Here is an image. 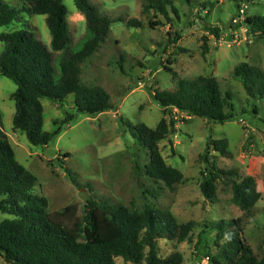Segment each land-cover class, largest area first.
Instances as JSON below:
<instances>
[{"label": "rangeland", "instance_id": "rangeland-1", "mask_svg": "<svg viewBox=\"0 0 264 264\" xmlns=\"http://www.w3.org/2000/svg\"><path fill=\"white\" fill-rule=\"evenodd\" d=\"M2 1L15 8L24 4L23 0ZM89 1L110 20V25L100 48L80 66V83L101 87L109 96L110 110L95 115L78 114L62 126L59 135L46 147L33 146L23 133L12 128L14 102L10 96L16 86L0 75V127L16 162L36 178L34 191L47 199L50 218L71 227L83 219L88 201L118 203L132 211L149 206L168 211L178 223L193 221L196 229L190 240L159 241V256L177 253L182 264H199L193 245L201 226L242 217V211L232 202L231 187L226 181L215 182L213 199H205L200 192L201 172L205 168L200 157L211 139H226L231 156H216V165L221 169L236 168L240 176L255 178L261 198L254 206L252 217L243 221L242 237L257 258L264 257V99L249 98L234 75V68L241 63L264 74V36L248 28L239 42L232 41L230 36V24L238 9L244 7L243 19L264 17V0H192L191 3L172 0L176 12L170 5L167 7L169 21L155 14L156 11H144V0ZM204 2L211 3L212 8H202ZM63 3L68 10L70 48L76 52L82 48L85 20L73 0ZM23 17L37 39L49 48L45 16ZM130 19L140 25L127 26ZM150 19L162 24L152 28L148 24ZM212 27L217 28L219 37L208 31ZM21 28V23L13 22L0 26V34ZM175 32L179 40L170 43ZM3 49L0 42V54ZM169 61L173 62L169 64ZM199 76L214 77L221 93L231 94L233 119L220 124L175 109L167 114L174 120V127L169 139L157 144L158 150L165 165L177 169L187 179L169 189L145 176L146 151L121 121L132 125L142 123L154 129L163 118V108L152 94L173 91L179 80ZM41 102L42 129L47 132L59 127L54 121L74 112L73 95L62 103L47 99ZM66 153L68 157L64 158ZM0 264H6L1 256ZM115 264L131 263L116 258Z\"/></svg>", "mask_w": 264, "mask_h": 264}, {"label": "trees", "instance_id": "trees-1", "mask_svg": "<svg viewBox=\"0 0 264 264\" xmlns=\"http://www.w3.org/2000/svg\"><path fill=\"white\" fill-rule=\"evenodd\" d=\"M23 1L21 7L15 8L0 0V26L13 22L23 26L0 34V42L4 44L0 54V75L16 86L10 96L14 102L13 130L23 133L29 144L46 147L59 135L62 126L78 114L95 115L111 109L109 96L101 87L80 83V66L106 39L110 20L89 0H73L75 8L84 17L85 34L82 48L72 52L68 10L63 0ZM186 1L191 3L192 0ZM144 2V11H156L155 14L168 21L167 7L170 5L176 12L172 0ZM201 7L211 9L212 4L204 2ZM25 15L45 16L50 33L49 48L37 39L33 28L24 20ZM148 24L154 28L162 23L150 19ZM138 25L140 23L134 19L127 21L129 27ZM242 25L250 32L264 36V17L246 16ZM208 31L219 37L217 28ZM178 40L179 35L175 32L169 42ZM234 75L240 79L249 98L264 99L261 70L241 63L234 68ZM69 95H73L74 112L61 121H54L53 124L59 127L53 132L44 131L41 101L62 103ZM152 95L163 108V118L154 129L142 123H121L146 151L145 176L173 189L174 185L183 184L187 179L177 169L165 165L158 150L157 144L169 139L174 127V120L167 114L175 109L223 124L233 119L232 97L229 92L221 93L212 76L179 80L173 91H155ZM168 141L174 154L172 142ZM216 156H231L226 139H211L200 157L205 164L200 192L205 199H213L215 182L226 181L231 187L232 202L242 211V217L203 224L193 245L198 261L207 258L206 264H264V257L257 258L242 237L243 221L252 217L254 206L261 198L256 180L253 176H240L236 168H219ZM35 186L36 178L16 162L14 151L0 127V256L6 264H115L116 258L131 264H182V257L177 253L159 256L158 242L190 240L196 229L193 221L178 223L170 212L154 207L132 211L118 203L96 204L94 201H88V211L81 221L67 227L50 218L48 201L34 191Z\"/></svg>", "mask_w": 264, "mask_h": 264}, {"label": "built area", "instance_id": "built-area-1", "mask_svg": "<svg viewBox=\"0 0 264 264\" xmlns=\"http://www.w3.org/2000/svg\"><path fill=\"white\" fill-rule=\"evenodd\" d=\"M244 7L238 9V14L235 18L232 19L230 26V36L231 40L234 42H239L242 34L247 32V28L242 25L244 19ZM207 258L200 260L199 264H206Z\"/></svg>", "mask_w": 264, "mask_h": 264}]
</instances>
